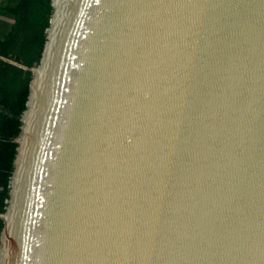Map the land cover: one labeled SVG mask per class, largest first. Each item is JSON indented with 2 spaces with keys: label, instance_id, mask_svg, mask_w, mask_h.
Listing matches in <instances>:
<instances>
[{
  "label": "water",
  "instance_id": "95a60500",
  "mask_svg": "<svg viewBox=\"0 0 264 264\" xmlns=\"http://www.w3.org/2000/svg\"><path fill=\"white\" fill-rule=\"evenodd\" d=\"M0 264H264V0H51Z\"/></svg>",
  "mask_w": 264,
  "mask_h": 264
},
{
  "label": "trees",
  "instance_id": "16d2710c",
  "mask_svg": "<svg viewBox=\"0 0 264 264\" xmlns=\"http://www.w3.org/2000/svg\"><path fill=\"white\" fill-rule=\"evenodd\" d=\"M52 14L51 0H0V215L9 206L16 140L32 80L29 71L13 63L26 68L39 64ZM4 228L0 217V238Z\"/></svg>",
  "mask_w": 264,
  "mask_h": 264
},
{
  "label": "crops",
  "instance_id": "0c3cea01",
  "mask_svg": "<svg viewBox=\"0 0 264 264\" xmlns=\"http://www.w3.org/2000/svg\"><path fill=\"white\" fill-rule=\"evenodd\" d=\"M1 20H5V19H1ZM6 23H8L9 25H14V21L13 20H5Z\"/></svg>",
  "mask_w": 264,
  "mask_h": 264
}]
</instances>
